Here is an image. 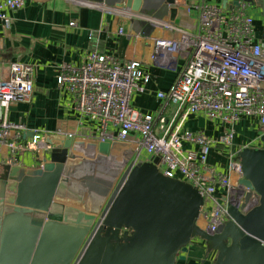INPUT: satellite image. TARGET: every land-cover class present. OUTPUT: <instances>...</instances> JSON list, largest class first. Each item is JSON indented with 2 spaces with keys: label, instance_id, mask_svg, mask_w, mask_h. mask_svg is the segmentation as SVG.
<instances>
[{
  "label": "built area",
  "instance_id": "2783aa9c",
  "mask_svg": "<svg viewBox=\"0 0 264 264\" xmlns=\"http://www.w3.org/2000/svg\"><path fill=\"white\" fill-rule=\"evenodd\" d=\"M24 4L25 0H0V21L9 23V12ZM176 4L179 9L194 12L198 23L190 30L167 21L160 25L173 34L153 38L151 59L160 66L176 69L179 56L186 57L170 89L158 93L163 100L158 114L131 105L133 91L143 90L150 80L140 60L121 62L111 54L94 50L79 63L61 65L57 83L72 96L80 116L96 124L91 140L97 144L123 143L132 149L130 156L112 149V161L125 165L142 162V152L150 161L160 156L158 168L164 175L197 188L204 199L197 224L214 234L220 225L233 219L231 202L243 214L259 204L258 194L240 183L243 169L238 153L243 147L236 150L234 141L236 123L243 116H256L264 126V27L257 30L249 10L253 5L245 0L229 8L210 0H176ZM107 8L128 12L131 21L151 20L123 7ZM33 71V64L15 61L8 75L0 77V150L3 146L8 149L6 163L10 165H16L17 156L27 149L50 151L53 147L45 139L48 132L9 118L13 101L30 100ZM168 104L174 107L170 114L164 112ZM190 114H202L226 127L215 138L202 130L184 129ZM27 133L31 137H26ZM262 133L257 137L259 141ZM54 134L72 136L74 140L78 136L64 130ZM222 149H226V172L209 162L212 151ZM248 193L251 196L246 200Z\"/></svg>",
  "mask_w": 264,
  "mask_h": 264
},
{
  "label": "water",
  "instance_id": "95a60500",
  "mask_svg": "<svg viewBox=\"0 0 264 264\" xmlns=\"http://www.w3.org/2000/svg\"><path fill=\"white\" fill-rule=\"evenodd\" d=\"M86 1L151 17L132 21L139 31L175 23L179 13L176 0ZM219 1L229 8L241 0ZM245 1L264 16V0ZM45 139L53 147L42 166L5 164L0 172V264H176L194 236L211 242L215 264H264V132L263 146L238 153L240 183L258 194L259 204L243 214L231 202L233 219L214 234L197 224L203 196L191 183L164 175L160 156L125 165L109 157L112 149L130 156L123 143L99 142L92 145L96 156L83 157L72 136Z\"/></svg>",
  "mask_w": 264,
  "mask_h": 264
},
{
  "label": "crops",
  "instance_id": "0c3cea01",
  "mask_svg": "<svg viewBox=\"0 0 264 264\" xmlns=\"http://www.w3.org/2000/svg\"><path fill=\"white\" fill-rule=\"evenodd\" d=\"M210 2L220 5L219 0ZM107 7L103 3L86 0H25L24 6L9 12V23L0 21V77L8 75L9 66L15 61L34 66L31 98L11 103L10 120L25 122L31 129L51 134L58 130L76 132L78 136L74 141L82 143V147L74 152L83 157L97 155V148L92 147L97 143L91 140L96 124L89 118L81 117L72 96L59 87L57 76L61 65L79 63L94 50L111 54L121 62L140 60L142 68L150 74V80L144 84L143 90L133 91L131 105L141 111L158 114L163 103L158 93L170 89L186 61V57L180 55L176 69L165 68L152 61L153 38L173 33L161 25L154 29L134 30L128 12ZM249 10L258 24L262 16L260 7L253 5ZM71 22H75V25H71ZM197 23L194 12L189 13L180 7L176 25L192 30ZM121 28L123 31H120ZM173 109V105L168 104L164 112L170 114ZM225 127L221 122L202 114H190L183 124L184 129L202 130L214 138ZM236 131V150L244 146H262L250 145L251 140L260 133L256 134L254 129L246 126L245 119L236 123ZM31 135L27 133L26 137ZM7 156L8 149L3 146L0 150V172L7 164ZM17 158L18 163L13 166L38 168L50 159V151L27 149ZM141 159L147 160L145 152H142ZM209 162L219 170L227 171L224 152L213 150ZM184 255L186 259L177 260L176 264H215L217 259V252L213 250L211 242L200 236L192 238L189 250Z\"/></svg>",
  "mask_w": 264,
  "mask_h": 264
},
{
  "label": "rangeland",
  "instance_id": "374dc122",
  "mask_svg": "<svg viewBox=\"0 0 264 264\" xmlns=\"http://www.w3.org/2000/svg\"><path fill=\"white\" fill-rule=\"evenodd\" d=\"M255 26H256L258 31H260V30L262 31V27L264 26V16L260 17V21L258 22V24L255 23ZM243 119H245V125L251 129H254L256 131V134H257V132L258 133L264 132V126L260 123L258 117H256V116H243V118L241 120H243ZM253 139L254 140H251V143H250L251 146H255V145L261 143V139H260V141L258 138L257 139L253 138ZM221 148H225V147H221ZM219 152H224V156L227 160L226 149H224V150L222 149L221 151L219 150ZM76 154L79 155L78 153H76ZM201 222L202 221H200V223Z\"/></svg>",
  "mask_w": 264,
  "mask_h": 264
},
{
  "label": "bare ground",
  "instance_id": "6f19581e",
  "mask_svg": "<svg viewBox=\"0 0 264 264\" xmlns=\"http://www.w3.org/2000/svg\"><path fill=\"white\" fill-rule=\"evenodd\" d=\"M114 157H115V156H114ZM114 157H113V158H114ZM113 162H115V163H119V162H120V163H123V162H121V161H119V160H116V159H113Z\"/></svg>",
  "mask_w": 264,
  "mask_h": 264
}]
</instances>
